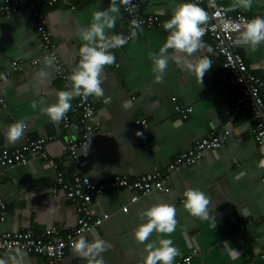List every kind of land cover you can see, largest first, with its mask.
Instances as JSON below:
<instances>
[{
    "label": "crops",
    "instance_id": "crops-1",
    "mask_svg": "<svg viewBox=\"0 0 264 264\" xmlns=\"http://www.w3.org/2000/svg\"><path fill=\"white\" fill-rule=\"evenodd\" d=\"M139 1L142 14L154 15L163 22L171 17L175 5L194 3ZM217 1L230 14L240 11L253 18L264 12V0H253L248 11L234 7V0ZM109 4L110 0H78L75 8L40 5L38 11L44 15L57 53L67 68L75 63L83 43L78 35L80 29L90 25L95 11L105 10ZM35 22L28 5L0 18V76L7 77L6 81L0 79V150L19 147L27 138L50 133L56 136L46 146L48 160L32 155L24 164L4 168L0 192L7 214L0 223V232L39 233L53 227L65 233L75 226L78 217L75 204L61 190L52 194L57 169L67 180L72 173L85 175L92 181H106L115 175L136 177L164 169L213 129H229L220 147L172 174L168 193L151 191L131 202V191L104 188L92 199L91 210L94 217L108 216L99 225L76 235L75 240L83 235L89 242L99 237L111 244L103 253L105 264H142L145 245L133 238V232L144 222L143 211L158 203H168L177 210L176 231L170 236L153 233L148 242L171 239L179 253L174 264L192 248L197 253L189 264H264V155L252 138L249 114L229 110L240 91L234 84L220 87L222 57L213 61L202 83L171 59L163 82L157 83L150 53L159 52L168 33L162 26L138 29L134 39L111 50L115 63L105 67L101 75L105 95L92 97L94 116L100 125L78 147L74 162L64 153V142L67 137L80 136L79 113L72 110L67 113L70 126L64 130L61 121L53 123L42 111L55 103L56 92L69 90L55 74L53 65L41 60L36 66L11 70L12 61L29 60L40 53L42 41ZM127 25L120 6L116 25L109 34L125 35ZM236 36L237 33L235 49L249 73L262 79L258 92L264 102V44L253 50L236 43ZM203 41L212 44L208 35H204ZM202 55L209 56L197 52L187 59L195 61ZM41 71L48 73L43 83L38 75ZM33 103H37V108H32ZM175 105L192 107V111L182 118ZM142 119L146 122L145 129L137 123ZM21 120L26 124L25 135L17 144H9L4 131ZM137 132L141 135L137 136ZM188 188L199 189L210 198L212 219L193 217L184 210L183 193ZM124 205L126 212L121 210ZM6 253H0V257ZM25 253L24 264H42V255L35 251ZM63 264H86V261L71 247L64 253Z\"/></svg>",
    "mask_w": 264,
    "mask_h": 264
},
{
    "label": "built area",
    "instance_id": "built-area-1",
    "mask_svg": "<svg viewBox=\"0 0 264 264\" xmlns=\"http://www.w3.org/2000/svg\"><path fill=\"white\" fill-rule=\"evenodd\" d=\"M192 2L198 3L199 6L209 12L212 18L205 35H208L212 40L211 47L214 50V54H209L210 59L216 61V59L222 57L220 87L225 84H234L239 87L240 93L235 101V105L229 110L249 114L252 123V138L264 155V102L258 92V88L262 84V79L254 77L249 73L243 57L235 49L234 35L236 33L230 32L222 25H219L220 16L217 13L219 12L223 17L232 20H236L240 16L246 19L251 18L240 11L233 14L228 13L226 8L217 0H215V6H211L212 0H192ZM77 3L78 0H4L0 4V18L16 11L20 6H30L36 18V31L42 41L41 51L37 56L29 60L12 61L11 70H21L24 67L36 66L41 60H46V57L54 56L55 59L52 65L55 74L70 90V82L67 77L78 64L80 57L79 55L76 56V61L70 68L65 66V63L62 62L57 53V48L51 39L50 31L46 27L44 15L38 9L41 4H60L68 8H75ZM132 4L136 6L133 12L128 10L129 6L121 5L126 20L128 21L127 33L124 36L129 35L130 21L132 19L141 21V27L146 28L163 25L164 22L156 16L141 13L142 5L139 0H132ZM261 17H264V12ZM0 102H2V98H0ZM89 109L91 110V115L88 114ZM174 109L181 114L182 118H186L187 114L192 111V107L182 108L179 105H175ZM71 110L79 113V122L82 130L78 138L67 137L64 142V153L75 162L78 147L89 140L91 135L99 128L100 122L94 116L92 96L88 98L86 103H82L81 98L76 97ZM137 123H140L144 129L146 128L144 119L138 120ZM69 126L70 117L66 114L61 120V127L65 130ZM228 134L229 129H213L207 136L197 139L190 149L181 152L164 169L136 177L115 175L106 181H92L85 175L72 173L71 179L67 180L63 172L57 169L56 184L52 189V194L56 195L61 190L75 204L78 213L75 226L65 233H60L53 227L47 228L39 233H33L30 230L0 232V253L8 252L9 245H12L13 248L20 246L24 251H35L42 255V264H63L64 253L68 248H71L76 235L91 229L93 226L99 225L108 216V214H103L101 217H94L91 210L92 199L104 188H124L131 191V202L138 200L140 196L146 195L151 191L168 193L170 191V179L175 171L191 165L197 160L204 158L208 151L220 147L226 140ZM55 136V134L50 133L37 136L33 139L27 138L24 144L19 147L2 148L0 150V178L6 166L20 163L24 164L32 155H37L41 159L48 160L46 146ZM121 210L126 212L127 206H122ZM6 214V203L0 192V223L5 221ZM262 216L264 218V214ZM240 227L242 228L241 225ZM196 253L197 249L192 248L191 252L177 260L176 264H189L193 255Z\"/></svg>",
    "mask_w": 264,
    "mask_h": 264
},
{
    "label": "clouds",
    "instance_id": "clouds-1",
    "mask_svg": "<svg viewBox=\"0 0 264 264\" xmlns=\"http://www.w3.org/2000/svg\"><path fill=\"white\" fill-rule=\"evenodd\" d=\"M253 0H234V7L244 11L251 9ZM129 6L130 12L135 11L136 6L132 0H110L105 10H97L92 14V20L88 27L80 29L78 35L83 42L78 50L80 57L78 64L73 68L67 77L70 90L58 91L55 93V103L42 109L53 123H59L71 110V101L80 97L82 103H86L90 96L102 98L105 90L101 86V75L107 66L115 63L116 57L112 54L113 49H118L128 43L130 39L137 36V30L141 29V21L132 19L130 21V32L128 36L121 34H109V30L116 25L120 14V6ZM215 6V0L212 5ZM220 16L219 25L226 30L237 33L236 43L247 46L253 50L264 44V17L255 16L246 19L243 16L236 20ZM211 16L208 11L199 6L198 3H180L174 6L171 17L162 25L168 33L165 42L158 53H150L153 63L152 71L155 73L157 83L163 82L164 74L169 66V61L175 59L186 71L191 72L199 81L203 82L205 73L212 67L213 61L208 55H202L199 59L192 61L187 57L197 52L214 54L211 45L203 41V37L209 29ZM169 50H172L171 53ZM182 57H184L182 61ZM55 57H46L49 66L54 62ZM41 83L48 77V73L41 71L38 74ZM0 79L7 80V77L0 76ZM37 103L32 108H37ZM91 115V110H88ZM26 132V124L23 120L14 122L7 126L4 136L9 144H17L21 141ZM137 136L141 133L137 132ZM87 183V182H86ZM183 207L193 217L203 220L212 219L209 216L210 198L199 189L188 188L183 193ZM176 207L168 203H158L143 211L141 217L143 223L137 226L133 232V238L140 244L145 245V256L142 264H174L178 256V249L173 241L167 238H160L148 242L153 233L161 236H170L177 229ZM147 242V243H146ZM72 250L79 257L86 261V264H105L103 253L109 250L112 245L99 237L91 242L80 236L72 242ZM8 252L0 257V264H24L26 253L22 247L8 246Z\"/></svg>",
    "mask_w": 264,
    "mask_h": 264
},
{
    "label": "trees",
    "instance_id": "trees-1",
    "mask_svg": "<svg viewBox=\"0 0 264 264\" xmlns=\"http://www.w3.org/2000/svg\"><path fill=\"white\" fill-rule=\"evenodd\" d=\"M222 61V60H221ZM222 63V62H221Z\"/></svg>",
    "mask_w": 264,
    "mask_h": 264
}]
</instances>
